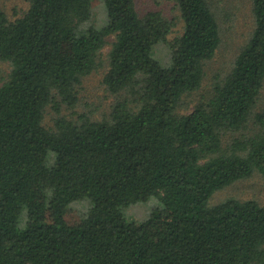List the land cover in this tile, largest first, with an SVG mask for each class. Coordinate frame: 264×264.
<instances>
[{"label":"trees","instance_id":"1","mask_svg":"<svg viewBox=\"0 0 264 264\" xmlns=\"http://www.w3.org/2000/svg\"><path fill=\"white\" fill-rule=\"evenodd\" d=\"M29 1L14 19L0 10L11 68L0 85V264H264V205H209L255 172L264 179V0H251L255 29L230 73L182 114L221 42L208 0H164L183 22L173 38L175 20L140 16L136 0H98L103 28L96 0ZM104 64L114 101L98 117L78 103ZM150 200L145 220L128 218ZM73 204L86 209L75 216Z\"/></svg>","mask_w":264,"mask_h":264},{"label":"rangeland","instance_id":"2","mask_svg":"<svg viewBox=\"0 0 264 264\" xmlns=\"http://www.w3.org/2000/svg\"><path fill=\"white\" fill-rule=\"evenodd\" d=\"M98 0L94 3L92 22L98 28L107 25L106 9ZM219 24L221 42L214 58L205 65V77L201 89L191 96L184 98L179 112L188 113L198 101L205 100L218 83H222L230 73L239 53L250 40L255 29L253 4L251 0H208ZM137 11L140 16L149 12H161L166 18L175 20L176 26L170 38L182 31L183 22L175 4L164 0H136ZM30 7L29 0H0V10L4 11L10 19L21 16ZM105 9V11H104ZM111 41V40H109ZM153 50V56L165 67L171 65L169 50L161 45ZM109 46L103 51V60L109 52ZM168 51V52H166ZM106 64L89 77L85 78L81 88L79 110L91 109L99 117L107 111L114 98L102 84L106 73ZM10 65L0 61V85L10 72ZM264 108V88L261 93L258 109ZM52 115H48L46 122H51ZM229 198L240 200H256L264 205V179L255 172L251 177L239 180L230 186L217 191L209 200V205H217ZM157 202L150 200L146 203L131 206L127 212L130 220H145ZM85 205L73 204V214L80 215L85 211Z\"/></svg>","mask_w":264,"mask_h":264}]
</instances>
